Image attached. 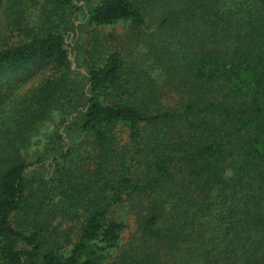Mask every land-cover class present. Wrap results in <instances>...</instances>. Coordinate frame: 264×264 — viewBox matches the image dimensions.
Listing matches in <instances>:
<instances>
[{
	"label": "trees",
	"instance_id": "obj_1",
	"mask_svg": "<svg viewBox=\"0 0 264 264\" xmlns=\"http://www.w3.org/2000/svg\"><path fill=\"white\" fill-rule=\"evenodd\" d=\"M0 264H264V0H0Z\"/></svg>",
	"mask_w": 264,
	"mask_h": 264
},
{
	"label": "rangeland",
	"instance_id": "obj_2",
	"mask_svg": "<svg viewBox=\"0 0 264 264\" xmlns=\"http://www.w3.org/2000/svg\"><path fill=\"white\" fill-rule=\"evenodd\" d=\"M105 32H106V30H105ZM108 32H110V31H108ZM54 123V122H53ZM49 125H51L52 126V123H50Z\"/></svg>",
	"mask_w": 264,
	"mask_h": 264
}]
</instances>
